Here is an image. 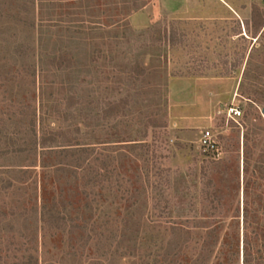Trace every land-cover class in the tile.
Wrapping results in <instances>:
<instances>
[{"label":"rangeland","instance_id":"374dc122","mask_svg":"<svg viewBox=\"0 0 264 264\" xmlns=\"http://www.w3.org/2000/svg\"><path fill=\"white\" fill-rule=\"evenodd\" d=\"M31 1L0 0V187L12 182L0 189V264L192 263L177 253L204 245L207 180L224 203L218 221L242 203L245 165L252 198L264 194V25L252 18L264 0H233L239 11L227 14L217 0H190L142 27L133 14L158 0ZM21 44L35 50L21 55ZM34 117L39 132L62 129L91 150L78 164L19 153ZM207 129L216 152L199 144ZM44 197L68 215L64 228L36 219Z\"/></svg>","mask_w":264,"mask_h":264},{"label":"trees","instance_id":"16d2710c","mask_svg":"<svg viewBox=\"0 0 264 264\" xmlns=\"http://www.w3.org/2000/svg\"><path fill=\"white\" fill-rule=\"evenodd\" d=\"M31 2L32 4H35L34 0H32ZM23 6L22 9L26 12H29V6ZM263 17L264 10L261 9V7L257 4L253 5L252 18L253 25L255 26L256 30H258L264 25ZM33 50L35 49L29 47L24 49V45L22 44L17 46V52H20V54L24 56L31 55L30 52ZM144 70L145 68L142 70L141 73H144ZM34 115L35 117H37V110L34 111ZM35 117L30 119L29 122V131L31 134V139L24 140V144L27 143L30 145V147L28 149L25 147H21V149H19V153H23L28 150L32 152V154H40V157L44 158L48 157V155L51 153L63 158L76 157L74 159V162L78 164L81 161V155H79V151L82 153L89 152V150H91L87 149L86 147L80 146V143H78L79 139L77 135H74L76 137H72L67 134V131H62V129L45 128L41 132H39L36 127L38 120ZM22 126L24 127L23 132H28L27 125H24L22 123ZM77 130L79 131V128H77ZM6 153L7 151L1 152L0 156L4 158V156H6ZM20 156L21 155L18 154V156L16 157L20 158ZM31 166L33 168L41 166L43 169H47L49 164H33ZM78 167L79 166H77V168ZM98 168L99 166L97 165L92 166V180L96 184H98L100 180H103V178L101 179V176L103 174L99 172ZM245 168L244 178L246 180V184L243 193L242 203L240 199L238 201V207L234 209L235 214L224 215L225 218H222L219 221L217 220L215 215L217 210L224 206V203L222 204L220 200H218L212 195L210 191L211 181L207 180L204 183L205 186L201 190V195L210 204L211 213L206 217L201 216L203 220H209L206 222L203 221V224H205L204 228H206V231L196 232L197 236H199L200 240L203 241L204 245L202 246V249L198 250L197 253H193L191 257L183 253V250L178 251L177 255L184 254L183 259L187 260L189 258L188 260H192V263L187 262L185 264H207L206 260L209 258L204 256V253L206 251H209L210 253L217 251L215 253V257H217L218 259V264H240L241 259L243 264H264V194H261L258 198H252L250 194V188H248V178L246 179L247 172L245 171ZM29 169L30 168H22L18 172L26 174L28 172L27 170ZM43 173V180H45L47 179L48 175H46V171H43ZM168 179L169 178H166V180ZM11 186L12 182L8 181V184L2 185L0 189H9L11 188ZM42 186L43 192L46 196V193L48 192L47 184L44 183L43 185H41V187ZM46 199L48 201V198H43V201L45 200V202L42 206H38L35 209H32V212L36 213V219L42 222V224H47L51 228H55L57 230L64 228L68 223V215L63 213V211L60 209V203H53L50 206L48 203H46ZM167 202L169 201L166 200V203ZM166 214L168 215L167 211ZM195 218H199V216ZM227 222L229 223L227 224ZM224 226L228 229H226L225 233H222V229ZM198 253L200 254L196 257V254ZM24 264H39V260H34V257L32 255L30 256L27 263ZM46 264L55 263L49 262Z\"/></svg>","mask_w":264,"mask_h":264},{"label":"crops","instance_id":"0c3cea01","mask_svg":"<svg viewBox=\"0 0 264 264\" xmlns=\"http://www.w3.org/2000/svg\"><path fill=\"white\" fill-rule=\"evenodd\" d=\"M159 2L154 5L151 3L145 6L140 11H137L132 16V22L137 27L145 26L149 23V20L158 12L160 9H164L167 12L179 13L183 11V8L190 0H158ZM214 1V0H213ZM217 10L222 13L227 14L232 11L234 13H238L239 6L233 0H217V4L215 3ZM227 10V11H226Z\"/></svg>","mask_w":264,"mask_h":264},{"label":"built area","instance_id":"2783aa9c","mask_svg":"<svg viewBox=\"0 0 264 264\" xmlns=\"http://www.w3.org/2000/svg\"><path fill=\"white\" fill-rule=\"evenodd\" d=\"M226 114L228 119L239 122L244 113L240 106L232 104L228 107ZM199 144L206 152H216L219 149L217 138L210 129L203 131Z\"/></svg>","mask_w":264,"mask_h":264},{"label":"water","instance_id":"95a60500","mask_svg":"<svg viewBox=\"0 0 264 264\" xmlns=\"http://www.w3.org/2000/svg\"><path fill=\"white\" fill-rule=\"evenodd\" d=\"M262 112L264 113V107L262 108Z\"/></svg>","mask_w":264,"mask_h":264}]
</instances>
